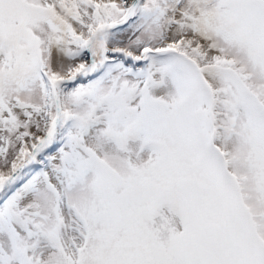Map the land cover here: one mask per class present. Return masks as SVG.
<instances>
[{
  "label": "snow or ice",
  "instance_id": "snow-or-ice-1",
  "mask_svg": "<svg viewBox=\"0 0 264 264\" xmlns=\"http://www.w3.org/2000/svg\"><path fill=\"white\" fill-rule=\"evenodd\" d=\"M0 264H264V0H0Z\"/></svg>",
  "mask_w": 264,
  "mask_h": 264
}]
</instances>
